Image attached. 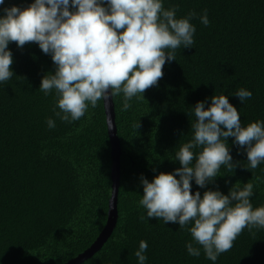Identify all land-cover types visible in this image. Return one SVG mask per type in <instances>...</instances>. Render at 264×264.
<instances>
[{"label":"trees","instance_id":"obj_1","mask_svg":"<svg viewBox=\"0 0 264 264\" xmlns=\"http://www.w3.org/2000/svg\"><path fill=\"white\" fill-rule=\"evenodd\" d=\"M33 0H5L4 7H27ZM177 17L197 14L192 48L176 50L157 86L121 111L123 96L112 97L120 145L117 222L107 241L79 264H138L139 242L148 244L146 264H213L185 248L187 227L145 218L138 206L143 189L161 172L180 167L175 151L192 138V108L213 95H226L242 126L264 121V0H163ZM207 11L209 24L199 16ZM13 76L0 83V264H65L89 248L103 230L112 191L111 146L103 99L85 116L66 123L54 115L55 92L45 95L41 78L55 66L34 42L8 45ZM244 88L252 97L241 103ZM210 103V100H208ZM207 103L205 107H207ZM56 127L49 129L46 119ZM138 123V127H134ZM227 139L232 172L224 166L212 182L192 192L254 185L253 207L264 206V163L248 166L244 149ZM178 179V177H177ZM215 264H264V228H247Z\"/></svg>","mask_w":264,"mask_h":264},{"label":"clouds","instance_id":"obj_2","mask_svg":"<svg viewBox=\"0 0 264 264\" xmlns=\"http://www.w3.org/2000/svg\"><path fill=\"white\" fill-rule=\"evenodd\" d=\"M5 0H0L4 5ZM177 7L165 9L163 0H33L27 7H4L0 15V83L14 74L10 42L18 47L36 43L49 55L54 73L41 78L39 89L55 92L54 115L71 123L95 108L101 99L122 94L121 111H128L133 97L143 98L146 89L157 86L166 63L176 60V50L192 48L195 12L178 18ZM207 26V11L199 16ZM243 103L252 92L241 88L234 94ZM210 100V103H208ZM207 103V107H205ZM192 138L175 151L180 167L161 172L151 181L140 176L143 189L138 206L145 218L164 224L187 227L192 242L188 255L205 257L215 264L233 247L244 229L264 228V206L253 207L254 185L231 187L227 195L219 190L192 192V182L205 188L222 166L232 172L233 163L227 139L244 149L248 166L264 163V121L242 126L240 114L226 95H213L192 108ZM49 129L56 127L46 119ZM138 127V123L134 125ZM178 177V179H177ZM146 241L139 242L134 255L146 264Z\"/></svg>","mask_w":264,"mask_h":264},{"label":"water","instance_id":"obj_3","mask_svg":"<svg viewBox=\"0 0 264 264\" xmlns=\"http://www.w3.org/2000/svg\"><path fill=\"white\" fill-rule=\"evenodd\" d=\"M103 104L106 113L107 129L109 134L110 146H111V181L112 191L108 202V215L106 224L96 238L95 242L87 248L85 251L72 258L65 264H79L84 260L90 258L102 245L107 241L111 233L113 232L117 222V192L119 186V157H120V145L114 125V109L112 104V97L104 100Z\"/></svg>","mask_w":264,"mask_h":264}]
</instances>
